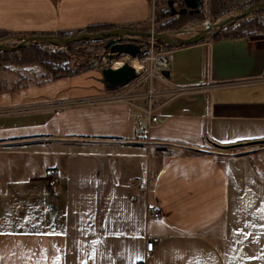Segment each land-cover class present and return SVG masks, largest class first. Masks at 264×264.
<instances>
[{
  "label": "crops",
  "instance_id": "obj_1",
  "mask_svg": "<svg viewBox=\"0 0 264 264\" xmlns=\"http://www.w3.org/2000/svg\"><path fill=\"white\" fill-rule=\"evenodd\" d=\"M150 15L151 0H0V31L123 28ZM168 70L171 94L155 97L146 134L132 126L139 114L88 102L100 93L73 75L56 96L0 102V264H264V179L246 154L211 144L264 140V36L175 46Z\"/></svg>",
  "mask_w": 264,
  "mask_h": 264
},
{
  "label": "rangeland",
  "instance_id": "obj_2",
  "mask_svg": "<svg viewBox=\"0 0 264 264\" xmlns=\"http://www.w3.org/2000/svg\"><path fill=\"white\" fill-rule=\"evenodd\" d=\"M168 0H151L150 19L144 24L123 27L126 29L153 31L156 33L169 34L173 40L177 41L194 35L196 32L205 29L213 23H218L230 15L240 14L247 7L263 0H201V6L196 12H186L185 14L170 15V7ZM172 6L178 10L184 6L182 0H173ZM122 28V27H120ZM114 29V28H112ZM107 29L98 32L109 31ZM211 36L219 34H233L249 36H264V8L249 13L243 18H238L229 22L221 28H214ZM83 31H72L53 33L57 35L76 34ZM34 33H14L8 31H0V102L22 98L36 99L41 96H56L63 90H67L70 83L68 76L53 77L47 70L50 67L69 68L73 71L72 79L78 82V90L97 92L107 95L114 93H125L121 101H115L107 98L105 103L113 106H120L125 111L135 112L139 115H129L132 120V126L141 132H147L149 129L144 124L146 115L145 109L151 105L157 104L155 97L149 101L144 97V88L142 85L132 88L130 86H122L113 88L106 86L103 78V70L107 66H111L112 62L122 59V61H130L125 59V55H115L111 59L105 54L108 52L104 49V40H77L67 45L59 46L55 44H47L41 42H28L22 46H17L21 38ZM125 39H134L143 45L149 46L152 43L154 50L161 47L172 49L175 46L168 45L161 40L152 39L144 36L131 37L123 34ZM161 41V42H160ZM48 65V66H47ZM71 76V75H70ZM87 82V84H85ZM93 86L92 88H90ZM156 89H163L159 82H155ZM132 94V97L130 96ZM159 96V97H164ZM95 98H91L94 100ZM89 100V99H87ZM66 101V102H65ZM67 100L59 102V106L64 109L72 108ZM79 104L86 102L79 100ZM98 103V101H94ZM101 103V102H99ZM72 106V105H71ZM66 107V108H65ZM76 107V106H75ZM143 114V115H140ZM65 128L67 127H63ZM82 128V125L78 127ZM68 129L70 127L68 126ZM137 133V132H136ZM144 134V133H143ZM207 147L212 145L206 143ZM218 151H231L246 154L252 161L253 166L260 178L264 179V148L259 143H248L242 146H234L229 149H217ZM60 177V176H59Z\"/></svg>",
  "mask_w": 264,
  "mask_h": 264
},
{
  "label": "water",
  "instance_id": "obj_3",
  "mask_svg": "<svg viewBox=\"0 0 264 264\" xmlns=\"http://www.w3.org/2000/svg\"><path fill=\"white\" fill-rule=\"evenodd\" d=\"M173 0H168L167 3L170 7V15L174 14H185L186 12H196L199 10L201 6V0H184L185 5L180 9L176 10L172 4ZM264 8V0L259 1L251 6L247 7L242 13L230 15L229 17L223 19L218 23H213L196 32L194 35L189 36L187 38H182L177 41L173 40L169 34L166 33H156L153 31H140V30H133V29H126V28H114L109 31L104 32H80L76 34H66V35H57L53 33H34L30 35H26L21 38L20 42L17 44L18 46H22L28 42H41L47 44H55L59 46L67 45L69 43L75 42L77 40L89 39V40H104V49L108 52L105 56L111 59L115 55H127L130 58H134L139 55L140 51L142 50L143 44L134 42V41H124L123 34L130 35V36H144L149 37L152 39L161 40L164 43L171 45V46H181V45H188L193 44L202 39L209 37V35H213L214 28H221L224 25L228 24L229 22L236 20L238 18H243L247 16L249 13L256 11L258 9ZM1 49H5L4 46L0 45ZM162 74L165 78L169 77V70H163ZM137 72L135 68L130 65L127 61H119L115 66H107L103 70V78L105 81L106 86L123 84L128 82L129 80L135 78ZM254 143L261 144L262 148H264V140L252 141ZM251 142V143H252ZM211 144L217 148L222 149H229L234 146H242L248 143H235V144H228L222 145L216 142L211 141Z\"/></svg>",
  "mask_w": 264,
  "mask_h": 264
},
{
  "label": "built area",
  "instance_id": "obj_4",
  "mask_svg": "<svg viewBox=\"0 0 264 264\" xmlns=\"http://www.w3.org/2000/svg\"><path fill=\"white\" fill-rule=\"evenodd\" d=\"M135 37V36H130ZM124 41H134V39H125L123 38ZM135 42V41H134ZM138 42V41H136ZM139 43V42H138ZM171 54V49H168L167 47H161L158 50H154L152 43L149 44L147 50L144 52L142 55H138L134 58H129L130 59H135L137 62V69L135 68L137 75L135 78L129 80L126 83L123 84H117V85H111L113 88H118L122 86H130L132 88L138 87L139 85H142L144 88V97L147 98L149 101H151L154 97L157 96H168L171 93L169 91H164L163 89H156L155 88V82H159L161 84H164L166 82V78L162 74L163 70L168 69L169 65V58ZM202 83V81H200ZM184 88H176L175 90L172 91L173 94H178L184 92ZM132 97V94H130ZM115 101H121L126 97L125 93L120 94V93H114V95H107L102 94L97 97H95L94 100L89 99L88 102L90 103H95L94 101H98L101 103H105L107 98H111ZM154 106L152 107L149 105L146 109V115L148 116V124L147 127L150 129L152 127H155L158 125V120L156 115L154 114ZM205 140L209 142V138L206 135ZM60 182V177L57 168L52 169L48 173L47 177V183L48 186L51 189H56L58 184ZM132 187H138L140 184L138 181L134 180L130 183ZM147 216L148 218L152 220H159L161 218V214L157 209H149L147 211ZM158 237L157 236H149L146 237L145 239V249L147 251L151 250L152 247L157 243Z\"/></svg>",
  "mask_w": 264,
  "mask_h": 264
},
{
  "label": "trees",
  "instance_id": "obj_5",
  "mask_svg": "<svg viewBox=\"0 0 264 264\" xmlns=\"http://www.w3.org/2000/svg\"><path fill=\"white\" fill-rule=\"evenodd\" d=\"M115 27L112 26H94V27H89L85 29L84 31L86 32H98V31H103L107 29H112ZM227 36H235V35H240L239 33H233V34H226ZM85 40V39H83ZM89 40V39H88ZM147 45H143L142 50L140 51L139 55L144 54V52L147 50ZM48 66V65H47ZM47 70L53 77H59V76H70L73 74L72 69L69 68H61V67H50L48 66Z\"/></svg>",
  "mask_w": 264,
  "mask_h": 264
},
{
  "label": "bare ground",
  "instance_id": "obj_6",
  "mask_svg": "<svg viewBox=\"0 0 264 264\" xmlns=\"http://www.w3.org/2000/svg\"><path fill=\"white\" fill-rule=\"evenodd\" d=\"M160 42H161V41H160ZM124 58L127 59V60H129V57H128L127 55H125ZM119 61H122V59H118V60L112 62V66L117 65V63H118ZM129 63H130V65H132L134 68L137 69L138 66H137V62H136L135 59H130Z\"/></svg>",
  "mask_w": 264,
  "mask_h": 264
},
{
  "label": "flooded vegetation",
  "instance_id": "obj_7",
  "mask_svg": "<svg viewBox=\"0 0 264 264\" xmlns=\"http://www.w3.org/2000/svg\"><path fill=\"white\" fill-rule=\"evenodd\" d=\"M182 1H183V4L185 5L184 0H182Z\"/></svg>",
  "mask_w": 264,
  "mask_h": 264
},
{
  "label": "snow or ice",
  "instance_id": "obj_8",
  "mask_svg": "<svg viewBox=\"0 0 264 264\" xmlns=\"http://www.w3.org/2000/svg\"><path fill=\"white\" fill-rule=\"evenodd\" d=\"M54 231V230H53ZM138 259H140V257H138Z\"/></svg>",
  "mask_w": 264,
  "mask_h": 264
}]
</instances>
